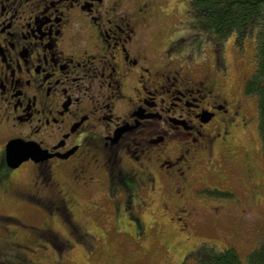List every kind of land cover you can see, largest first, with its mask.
Masks as SVG:
<instances>
[{
    "label": "flooded vegetation",
    "instance_id": "1",
    "mask_svg": "<svg viewBox=\"0 0 264 264\" xmlns=\"http://www.w3.org/2000/svg\"><path fill=\"white\" fill-rule=\"evenodd\" d=\"M159 1L0 0L3 186L27 174V186L14 187L17 195L44 208L46 223L61 219L78 237L86 232L76 221L73 185L102 189L105 199L109 191L122 193L139 210L159 180L176 188L187 206L181 190L202 188L189 185L188 176L200 168L195 156L211 155L214 144H227L234 131L257 124L241 99L244 83L225 93L216 69L204 63L197 75L186 69V57L177 56L179 63L166 56L170 35L161 48L153 43V25L164 12L153 3ZM177 13L162 35L174 25L185 27L189 20ZM183 139L189 146L170 145ZM11 140L32 151L15 168L5 161ZM170 202L180 211L172 235L190 239L198 219L190 208H179L178 199ZM202 246L190 247L180 264L195 263Z\"/></svg>",
    "mask_w": 264,
    "mask_h": 264
},
{
    "label": "rangeland",
    "instance_id": "2",
    "mask_svg": "<svg viewBox=\"0 0 264 264\" xmlns=\"http://www.w3.org/2000/svg\"><path fill=\"white\" fill-rule=\"evenodd\" d=\"M186 1L153 2L164 11L153 25V43L161 48L170 35L166 56L179 63L183 61L177 56L186 57V69L197 75L205 63L209 71L217 70L213 75L222 81L225 93L232 89L238 92L254 70L255 37L246 38L239 48L234 34L223 40L206 35L194 28L188 10L182 16L181 9L189 8V0ZM175 13V18L189 21L184 28L177 29L174 25L171 32L162 35L161 31L172 25ZM241 99L247 103L248 116H257L255 95L244 91ZM190 141L174 140L170 145L175 150L189 146ZM212 151L211 155L195 156L200 168L194 172L196 177L188 176L189 185L195 189L201 183L202 188L196 193L190 186L186 192L181 190L189 206L178 197L176 188L163 186L159 180L150 201L139 207L140 212L136 203L122 193L109 191L105 199L102 189L84 192L71 183L77 203L76 221L80 231L86 232L81 237L74 235L71 226L61 219L54 217L46 223L44 208L36 209L17 195L14 187L27 186V174H19L14 183L3 186L5 167L0 159V261L2 264H180L184 253L198 243L216 249L234 248L244 260L260 245L264 235V159L258 123L237 129L227 144L217 142ZM203 162L208 168L205 172ZM172 198L179 200V208H190L198 219V232L190 239L185 240L182 232L175 237L171 233L177 228L180 212L171 205ZM212 216L218 218L214 220ZM167 244L170 247L165 249Z\"/></svg>",
    "mask_w": 264,
    "mask_h": 264
},
{
    "label": "trees",
    "instance_id": "3",
    "mask_svg": "<svg viewBox=\"0 0 264 264\" xmlns=\"http://www.w3.org/2000/svg\"><path fill=\"white\" fill-rule=\"evenodd\" d=\"M194 28L223 40L234 34L240 48L246 38L255 37L254 70L244 82V91L257 99V123L264 159V0H189ZM4 179V178H3ZM11 219V217H5ZM198 264H264V235L260 245L243 260L234 248L202 246ZM3 262L0 261V264Z\"/></svg>",
    "mask_w": 264,
    "mask_h": 264
},
{
    "label": "water",
    "instance_id": "4",
    "mask_svg": "<svg viewBox=\"0 0 264 264\" xmlns=\"http://www.w3.org/2000/svg\"><path fill=\"white\" fill-rule=\"evenodd\" d=\"M5 161L6 165L10 168L17 167L21 162L26 160L32 151L29 147H25L18 140H11L7 143L5 148Z\"/></svg>",
    "mask_w": 264,
    "mask_h": 264
}]
</instances>
